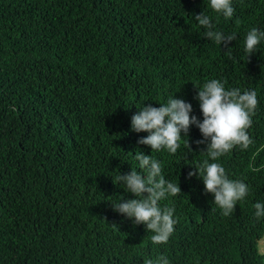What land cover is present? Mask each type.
Masks as SVG:
<instances>
[{
    "label": "trees",
    "instance_id": "obj_1",
    "mask_svg": "<svg viewBox=\"0 0 264 264\" xmlns=\"http://www.w3.org/2000/svg\"><path fill=\"white\" fill-rule=\"evenodd\" d=\"M231 3L226 19L209 0H0V264H144L160 255L169 264H264V217L253 207L264 203V40L244 51L247 33L264 30V0ZM201 12L236 35L229 48L205 37ZM210 79L257 92L247 149L212 161L195 125L175 154L138 144L148 133L132 131L131 118L142 106L173 96L202 121L196 87ZM138 151L181 190L159 202L176 220L166 244L113 210L117 198H136L118 173L146 175ZM205 159L249 187L228 216L188 176Z\"/></svg>",
    "mask_w": 264,
    "mask_h": 264
},
{
    "label": "clouds",
    "instance_id": "obj_2",
    "mask_svg": "<svg viewBox=\"0 0 264 264\" xmlns=\"http://www.w3.org/2000/svg\"><path fill=\"white\" fill-rule=\"evenodd\" d=\"M209 6L226 19L234 15L231 0H209ZM194 16L199 25L207 29L206 38L220 45L223 43L226 48H229V43L236 39L234 33L224 34L215 30L208 15L201 12ZM262 40L264 30L253 27L247 33L244 46L247 57L257 51V46ZM196 88L198 92L195 98L199 101L202 121L195 115H190L192 112L190 103L173 96L165 104H160V107L142 106L131 118L132 131L148 133L146 137L138 140V144L148 145L152 151L167 150L175 154L181 147V139L187 137L190 126L195 125L203 137L196 143L202 144L207 141L204 151L212 161H217L236 146L247 149L253 143L247 129L252 126V117L256 114L259 103L257 92L254 89H245L243 93L239 88L226 89L225 84L217 79H210L202 87ZM184 145L189 152L192 151L188 139ZM135 159L146 175H141L136 170L123 175L118 173L116 182H122L127 192L136 198L124 199L123 202H120L122 198H117V202L112 204L113 210L128 218H134L136 224H144L146 230L154 233L151 236L153 244H166L174 231L176 220L173 219L174 209L162 208L159 202L167 196L179 195L181 190L178 182L173 183L165 179L161 163L151 155L138 151ZM209 159L194 167L195 172H189L188 176H198L205 191L214 195V204L222 210L224 216H228L234 212L237 202L248 196L249 187L240 180L230 179L220 163H210ZM253 171L259 169L254 168ZM253 207L257 219L264 217V203L257 202ZM263 237L264 234L257 240L258 246ZM260 252L264 253V249H260ZM144 264H169V260L166 256L160 255L155 259H146Z\"/></svg>",
    "mask_w": 264,
    "mask_h": 264
},
{
    "label": "rangeland",
    "instance_id": "obj_3",
    "mask_svg": "<svg viewBox=\"0 0 264 264\" xmlns=\"http://www.w3.org/2000/svg\"><path fill=\"white\" fill-rule=\"evenodd\" d=\"M259 247L260 249H264V237L260 240Z\"/></svg>",
    "mask_w": 264,
    "mask_h": 264
}]
</instances>
